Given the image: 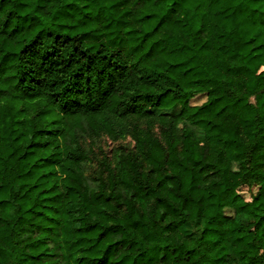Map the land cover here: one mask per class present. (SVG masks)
I'll list each match as a JSON object with an SVG mask.
<instances>
[{
  "label": "trees",
  "instance_id": "trees-1",
  "mask_svg": "<svg viewBox=\"0 0 264 264\" xmlns=\"http://www.w3.org/2000/svg\"><path fill=\"white\" fill-rule=\"evenodd\" d=\"M0 264H264V0H0Z\"/></svg>",
  "mask_w": 264,
  "mask_h": 264
},
{
  "label": "rangeland",
  "instance_id": "rangeland-1",
  "mask_svg": "<svg viewBox=\"0 0 264 264\" xmlns=\"http://www.w3.org/2000/svg\"><path fill=\"white\" fill-rule=\"evenodd\" d=\"M206 98L199 96L194 100V104L201 105L205 102ZM179 109H176L172 111L173 113H177ZM127 123L129 125L128 129L129 132L131 131V127L135 125L133 120H127ZM194 131L200 136L202 135V132L199 129H194ZM85 147L87 149L92 148V158H93V167L92 171L101 172L104 169V162L107 160L110 162L111 165L114 164V158L119 153H125L124 150H131L133 147V141L131 139L130 134H125L123 136H120V138L116 141H113L111 138H109L108 135L104 134L101 138H98L95 142V145L91 144V142L88 140L85 142ZM94 149V150H93ZM91 152V151H90ZM234 170H238V165H233ZM91 173H94L92 172ZM203 229L202 224H195L186 227V231L194 235L196 237L200 236L201 231Z\"/></svg>",
  "mask_w": 264,
  "mask_h": 264
}]
</instances>
